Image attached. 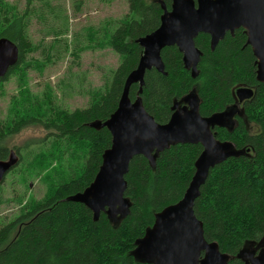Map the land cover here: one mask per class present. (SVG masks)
I'll return each mask as SVG.
<instances>
[{
    "label": "trees",
    "instance_id": "obj_1",
    "mask_svg": "<svg viewBox=\"0 0 264 264\" xmlns=\"http://www.w3.org/2000/svg\"><path fill=\"white\" fill-rule=\"evenodd\" d=\"M127 1L128 16L115 29L109 25L106 40L99 43L121 58L104 92L95 95L88 107L70 112L54 104L51 88L41 99L25 89L15 99L8 120L0 123V160L9 156V138L31 126L48 131L44 141L54 137V151H43L29 163L32 146L37 145L33 141L22 149L27 153L19 157L21 164L28 162L33 174L51 169L56 175L48 176V180L58 179L51 180L45 198L28 200L12 220L3 218L0 222V264H147L133 256L136 242L154 225L156 214L178 203L191 183L203 147L180 144L160 153L155 167L143 156L131 161L125 193L131 209L117 223L106 213L95 222L84 204L67 200L87 189L99 172L112 136L107 128L95 129L91 124L107 121L117 110L126 79L137 68L143 53L137 40L159 27L162 3L169 10L172 5V0ZM32 14L29 6L18 13L15 6L0 0V38L13 41L20 50L18 64L0 80V85L13 74L24 78L30 69L26 52L33 50L28 36ZM196 45L203 53L198 78H192L184 67L179 50L168 47L162 52L166 74L148 71L142 94L139 85L134 84L130 97L135 100L140 95L147 112L158 123L166 124L175 102L195 88L203 117L234 106L239 87L255 91L254 97L243 104L246 120L238 115L231 130L214 131L219 141H230L246 153L210 171L194 208L203 223L206 240L216 242L223 253L231 256L228 264H249L238 257L239 253L247 243L258 245L264 239V84L257 81L256 58L243 29L234 35L228 33L215 50L206 34L199 35ZM61 142L70 151V158L82 161L67 177L61 171L65 157V150L59 147Z\"/></svg>",
    "mask_w": 264,
    "mask_h": 264
},
{
    "label": "water",
    "instance_id": "obj_2",
    "mask_svg": "<svg viewBox=\"0 0 264 264\" xmlns=\"http://www.w3.org/2000/svg\"><path fill=\"white\" fill-rule=\"evenodd\" d=\"M162 8L159 27L137 40L143 53L137 68L126 79L117 110L107 121L91 124L95 129H108L111 148L104 153L91 185L67 200L84 204L95 222L106 213L117 223L130 213L131 202L125 196L126 175L135 157L143 156L155 167L159 154L171 146L200 144L203 152L184 197L156 214L154 225L136 242L133 256L147 264H228L231 256L223 253L216 242L206 240L203 223L194 208L210 171L246 153L230 141H219L214 131L231 130L236 125L235 117L241 115L239 105L251 100L255 91L248 87L237 89L238 103L209 117L201 116L200 98L192 91L175 102L169 122L160 124L147 112L140 95L131 99L130 89L138 84L142 94L148 71L155 69L166 74L162 52L168 47L179 50L184 67L192 78H198L203 55L196 45L199 35H208L211 49L215 50L228 33L234 35L240 29L245 31L247 45L256 58L257 81L264 84V0H172L170 10L163 3ZM19 56L16 43L0 38V80L18 64ZM19 162L20 157L13 150L7 159L0 160V184ZM238 257L249 264H264V239L253 250H241Z\"/></svg>",
    "mask_w": 264,
    "mask_h": 264
},
{
    "label": "rangeland",
    "instance_id": "obj_3",
    "mask_svg": "<svg viewBox=\"0 0 264 264\" xmlns=\"http://www.w3.org/2000/svg\"><path fill=\"white\" fill-rule=\"evenodd\" d=\"M4 2L15 6L18 13L24 12L28 6L31 8L33 14L29 20L28 36L33 50L26 52V62L30 67L26 76L20 78L13 74L0 85V123L8 120L15 99L25 89L41 99L47 88H51L54 104L70 112L88 107L95 95L105 91L121 58L111 48H102L99 43L106 40L104 34L109 25L113 24L111 27L115 29L128 16L127 0ZM239 113L246 120L243 108L241 111L239 108ZM49 134L40 126L28 127L9 138V151L25 154L27 152L22 149L36 142L27 158L32 163L35 156L43 151L55 150L54 137L49 136L44 141ZM59 147L65 150L61 171L67 177L71 169L78 168L82 161L70 158V151H66L62 142ZM28 162L21 164L20 161L0 185V222L4 221L3 218L12 220L28 200L45 198L51 182L58 181L48 180V176L56 175L51 169L40 175L33 174L28 169ZM59 170L60 167L57 168ZM258 245L247 243L242 250H253Z\"/></svg>",
    "mask_w": 264,
    "mask_h": 264
},
{
    "label": "flooded vegetation",
    "instance_id": "obj_4",
    "mask_svg": "<svg viewBox=\"0 0 264 264\" xmlns=\"http://www.w3.org/2000/svg\"><path fill=\"white\" fill-rule=\"evenodd\" d=\"M243 87V86H242ZM239 88H241V87H239ZM238 88V89H239ZM235 96H236V92H235ZM237 98V97H236ZM238 103V99H237V101H236V104ZM235 104V105H236ZM243 104H244V102L241 104V105H239V108H240V111H241V109L243 108ZM237 116H238V114H237ZM237 116L235 117V124H237ZM241 116V115H240Z\"/></svg>",
    "mask_w": 264,
    "mask_h": 264
}]
</instances>
